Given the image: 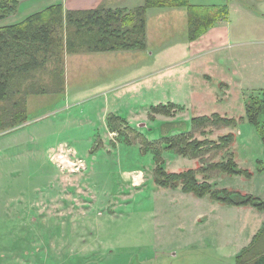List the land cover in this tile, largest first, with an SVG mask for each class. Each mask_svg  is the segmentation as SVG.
I'll return each instance as SVG.
<instances>
[{
    "label": "rangeland",
    "instance_id": "374dc122",
    "mask_svg": "<svg viewBox=\"0 0 264 264\" xmlns=\"http://www.w3.org/2000/svg\"><path fill=\"white\" fill-rule=\"evenodd\" d=\"M191 2H226L229 26L246 42L212 55L228 65L206 70L212 80L194 75L193 89L185 80L189 63L169 66L184 57L152 65L147 48L81 51L65 71L70 90H81L68 93L64 84L56 94L30 95L27 120L0 130V252L21 254L27 244L31 264H236L230 254L252 239L264 209L238 212L209 193L184 192L181 181L161 186L154 170L157 163L167 172L192 169L214 190L264 200V135L246 116L248 102L264 114V0ZM175 12L167 30L152 16L151 39L187 37L184 11ZM142 61L147 66L130 76ZM201 62L208 63L192 66L208 68ZM108 79L106 88H89ZM215 113L234 121L193 127L192 117ZM179 135L183 144L202 143V151L170 145ZM229 159L244 172L213 167Z\"/></svg>",
    "mask_w": 264,
    "mask_h": 264
},
{
    "label": "trees",
    "instance_id": "16d2710c",
    "mask_svg": "<svg viewBox=\"0 0 264 264\" xmlns=\"http://www.w3.org/2000/svg\"><path fill=\"white\" fill-rule=\"evenodd\" d=\"M189 0H144L133 9L97 7L65 11L60 3L46 7L18 23L0 26V130L27 120V99L30 95L57 93L65 87L64 57L66 53L144 50L147 47L146 9L150 6L188 8V38L195 40L219 20L228 18L226 5H194ZM20 0H0V20L15 12ZM51 65L53 67L51 68ZM264 98V90L262 91ZM251 99V98H250ZM253 98L250 102H253ZM259 102H264L260 100ZM174 106V104H169ZM247 115L251 123L264 135L260 110L248 102ZM264 117V116H263ZM261 120V121H260ZM232 124L233 119L217 113L192 117L193 127L200 129L209 122ZM219 125V124H218ZM195 129V130H196ZM194 130V129H193ZM204 132V130H201ZM179 139L178 141H176ZM183 135L176 136L170 145L184 146L199 153L203 144L194 140L183 144ZM232 137L223 136V145ZM210 145L205 147H212ZM219 146H217L218 148ZM220 150V148H219ZM221 172L242 173L236 163L216 162ZM213 168V169H214ZM156 183L164 187H178L184 192L202 196L209 193L217 201L235 206L264 209V200L254 194L228 189H213V184L200 181L192 169L167 172L160 163L155 168ZM236 264H264V223L252 241L235 257Z\"/></svg>",
    "mask_w": 264,
    "mask_h": 264
},
{
    "label": "crops",
    "instance_id": "0c3cea01",
    "mask_svg": "<svg viewBox=\"0 0 264 264\" xmlns=\"http://www.w3.org/2000/svg\"><path fill=\"white\" fill-rule=\"evenodd\" d=\"M140 0H20V3L18 5V8H16L17 10L15 12H13L12 14L8 15L6 18L1 19L0 20V26H4V25H10V24H14V23H18L19 21L24 20L25 18L27 19L28 16L45 10L46 7H49L53 4H57L60 3L62 5V7L64 8L65 11H69V10H83V9H91V8H97V7H104V8H111V9H133L136 7H139L143 4L144 0L142 3H139ZM188 2H190L191 4L194 5H202V6H210V5H217V6H221V5H228L226 2L222 3V2H213V3H194L191 2V0H189ZM44 6V7H43ZM41 8V9H40ZM182 8H185L186 10H182ZM228 8V7H227ZM175 11H180L183 12L185 15V20H186V25L188 27V19H189V15H188V8L186 7H168V6H150L147 7L146 9V28L145 30L147 31V49L151 58V64L155 65L156 62L158 63L159 60H161L162 57L166 58L165 60H167L168 62H171L175 59L182 58L183 60H179L178 62L175 63H171L169 64V66L171 67V65L173 64H184V63H189L185 68V75L186 78L185 80H190V86L194 89V85L192 83V77L199 76L201 74H204L206 76L209 77V79H211V75L209 76V73L206 72V70H210L211 67L215 68V69H220V66L217 65V63H222L225 66H228L227 63L223 60V58H221L217 61V59L213 58V54L217 53V51L222 50L223 48H226L228 46H236L240 43H246L241 42V40H238L235 38L233 31L231 30L229 23H228V18L225 20H219L217 21L214 25H212L206 32H204L200 37H198L195 40H189L188 38V28H187V37H184L182 39L179 40H174L170 38H165V36H162L160 33L159 36H157V38L155 39V37L153 39H151L150 36V21L151 18L153 16V18H157V24L159 25V27H161L160 29L163 30V28L165 30H167V27H173V22H172V18L174 17L173 14H176L177 12ZM229 12V10H228ZM227 12V13H228ZM179 13V12H178ZM13 16H17V18L12 19ZM159 19V20H158ZM152 41L155 42V45H153V48L150 47V45H152L151 43H153ZM155 50H158L157 52ZM123 52H128L131 50H120ZM136 51H144L145 50H136ZM135 51V52H136ZM109 52H113V51H103V52H99V53H109ZM156 52V53H155ZM93 53H97V52H93ZM92 53V54H93ZM68 54V55H67ZM66 57L64 59H66V65H65V71H66V66L68 68L69 65V60H74L76 61L77 64V55H82L79 53H67ZM144 55V54H143ZM142 55V59L145 57V55ZM153 57V58H152ZM198 59H202V60H207L208 63L204 64L203 62H201L202 65L207 66L208 68H204L202 69H195L193 65V61L198 60ZM217 62V63H216ZM150 65V64H149ZM147 65L144 63V61H142L141 63L135 64L133 67H131L130 69L132 70L130 72V76H134L136 74H138L139 72H142L143 69L146 67ZM168 66V67H169ZM223 69V67L221 68ZM64 71V72H65ZM225 71V69H224ZM229 71H231V73L236 74L235 69L231 70L229 69ZM233 75V74H232ZM65 78H66V72H65ZM129 78V73L126 75L125 79ZM130 79V78H129ZM113 79H108L100 81L99 83L90 85L89 88H94V89H103L106 88ZM130 80H134L130 79ZM140 80L139 77H137V79H135V81ZM212 80V79H211ZM224 82H226V88H230V84L228 81H226L224 79V81H222V83L224 84ZM68 84V80L66 78V91H68V93L71 91L70 90V86ZM75 89H72L71 92L74 91H79L81 90L80 87L77 89L76 87H73ZM225 92H227V90H224ZM197 92V91H195ZM76 93V92H75ZM73 93V94H75ZM198 93V92H197ZM202 94H205L203 92H201ZM217 94V93H216ZM37 95H42V94H37ZM45 95V94H43ZM42 95V96H43ZM28 99V98H27ZM29 100V99H28ZM233 207H236L238 212H249L251 211L250 209H252L253 206H235L233 205ZM256 208V207H255ZM257 220L260 222V224L263 225L264 223V214L262 213V215L257 218ZM261 225V227H262ZM259 226V225H258ZM261 227H258V230H260ZM258 230L255 231L254 235L252 233V239L255 236V234L258 233ZM29 237V235L26 236V238ZM26 238L24 239V241L26 240ZM252 239L249 240L248 243H246L245 245H241L242 243L239 242V244H237L239 246L238 251L231 253L230 255L233 254H239L240 251L247 246ZM26 242V241H25ZM24 246V251L22 250L21 254H12V252H7L6 250L4 252H0V264H14V263H18V264H31L29 262V258L32 256V249H27L29 246L27 244H23ZM226 248L230 249V246H223ZM236 255V256H237ZM70 256V255H69ZM234 256V257H236ZM19 258H23V262L20 261Z\"/></svg>",
    "mask_w": 264,
    "mask_h": 264
}]
</instances>
